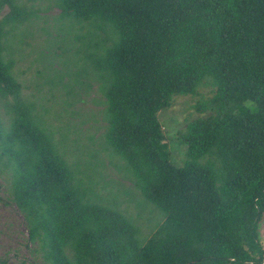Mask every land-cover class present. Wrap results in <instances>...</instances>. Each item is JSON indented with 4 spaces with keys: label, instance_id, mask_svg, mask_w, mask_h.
<instances>
[{
    "label": "trees",
    "instance_id": "1",
    "mask_svg": "<svg viewBox=\"0 0 264 264\" xmlns=\"http://www.w3.org/2000/svg\"><path fill=\"white\" fill-rule=\"evenodd\" d=\"M56 2L71 31H86L75 54L103 95L105 150L165 219L143 237L69 162L15 74L26 35L16 31L36 13L0 0V14L11 8L0 17V179L34 254L48 264H264V0ZM202 86L212 96L179 132L187 159L177 166L159 113Z\"/></svg>",
    "mask_w": 264,
    "mask_h": 264
},
{
    "label": "rangeland",
    "instance_id": "2",
    "mask_svg": "<svg viewBox=\"0 0 264 264\" xmlns=\"http://www.w3.org/2000/svg\"><path fill=\"white\" fill-rule=\"evenodd\" d=\"M17 1L28 13H36L16 31L26 34L22 37L20 52L14 54L15 74L23 84V94L35 102L42 113L48 110L44 113L45 119L56 138L64 136L62 149L67 159L74 165L79 164V170L96 181L94 189L102 194L103 202L118 204L120 210L134 219L142 236L149 237L164 221V213L145 199L136 189L130 173L120 167L123 163L105 150L103 95L93 76L80 73L75 54L76 47L81 44L75 37L86 31L80 30L79 25L70 30L69 20L60 19L61 9L56 0ZM10 9L6 3L0 17ZM210 96V87L202 86L199 95L176 97L170 108L159 113L172 161L177 166H183L187 159V146L179 138V132L184 131L189 122L203 116L197 105ZM0 112L7 125L2 107ZM88 164L94 172L88 169ZM83 177L86 180V176ZM6 187L1 178L0 263L48 264L42 253L34 254L36 245L28 241L26 221L18 207L8 200ZM106 199L117 203H109ZM258 232L264 250V217Z\"/></svg>",
    "mask_w": 264,
    "mask_h": 264
}]
</instances>
